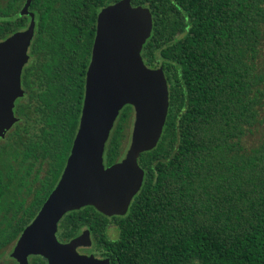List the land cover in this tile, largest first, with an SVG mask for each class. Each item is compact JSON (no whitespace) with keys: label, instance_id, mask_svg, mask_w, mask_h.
<instances>
[{"label":"trees","instance_id":"1","mask_svg":"<svg viewBox=\"0 0 264 264\" xmlns=\"http://www.w3.org/2000/svg\"><path fill=\"white\" fill-rule=\"evenodd\" d=\"M25 0L0 3V40L21 29ZM118 0H33L42 50L43 118L51 150L67 152L75 134L84 74L100 9ZM148 7L151 34L142 46L146 66L161 67L168 85V112L160 139L141 153L140 190L127 212L91 221L90 206L67 212L68 236L82 227L111 245V264H264V136L250 147L243 138L260 120L264 75L257 71L264 0H131ZM41 34V35H40ZM133 107L119 112L106 142V166L124 154ZM61 146V148H60ZM58 167L57 173L60 172ZM42 200L7 232L14 240ZM22 207L19 210L22 211ZM117 226L111 239L106 227Z\"/></svg>","mask_w":264,"mask_h":264},{"label":"water","instance_id":"2","mask_svg":"<svg viewBox=\"0 0 264 264\" xmlns=\"http://www.w3.org/2000/svg\"><path fill=\"white\" fill-rule=\"evenodd\" d=\"M32 0L19 15L29 14L27 29L0 41V130L20 94V75L33 36ZM152 30L148 7L118 0L100 9L85 74V92L70 154L62 174L37 214L23 229L12 251L18 264L27 255L48 253L47 264H108L79 254L76 247L89 243L88 230L67 243L56 238L57 224L67 212L92 206L106 216L124 215L140 190L144 171L141 153L157 145L168 112V85L161 67L145 65L141 50ZM133 107L128 146L111 165L103 162L106 142L120 110Z\"/></svg>","mask_w":264,"mask_h":264},{"label":"flooded vegetation","instance_id":"3","mask_svg":"<svg viewBox=\"0 0 264 264\" xmlns=\"http://www.w3.org/2000/svg\"><path fill=\"white\" fill-rule=\"evenodd\" d=\"M25 1L20 9L23 7ZM2 2H4V0H0V3ZM29 7L28 12L33 14L34 28L33 36L27 49V60L21 70L20 94L15 98L11 113L0 130V233L11 230L12 226L18 222L17 218L28 213L29 208H31V205H29L31 202L42 200L46 192L45 186L49 184L50 180L54 177H56V181L47 193V196L56 186L65 167L78 129L85 92V74L87 67L84 74V89L77 128L70 146L67 152L51 150L49 146L52 142L51 130L43 118L45 109L40 107L43 104V99H39L38 97V95L45 93V85L44 82L42 83V80H39L38 77L34 75V71H42L44 68L38 66V63L42 61L41 55L43 53L42 50L33 49V42L38 36L36 28L37 16L36 11L33 9L30 10ZM23 16L27 17L28 20L21 29L16 31L25 30L30 24L31 16L29 14H24ZM59 166H61V169L60 172L57 173ZM20 207H22V211L19 210ZM88 213L92 217L91 221H94L95 224L99 226L106 224V218L101 216L106 215L97 211L95 208L94 210H89ZM63 217L64 215L59 220L55 233L59 242L67 243L78 236L82 231L88 230L89 243L87 245L77 246L75 248L76 251L79 254L90 256L98 260L108 259V264H111V257L115 254L113 249H108L111 245H107L106 242L102 240L98 241L95 238V232L86 227H82L76 235L68 236L66 231L62 228L63 223H61V221ZM31 220L23 226L14 240L0 245V264H18L16 259L12 257V251L23 229ZM106 228L107 236L113 239L112 237L117 234V226L110 223ZM9 246L10 248L7 249ZM39 248L40 245H38L35 253H29L27 255L28 264L48 263V253L40 252Z\"/></svg>","mask_w":264,"mask_h":264},{"label":"rangeland","instance_id":"4","mask_svg":"<svg viewBox=\"0 0 264 264\" xmlns=\"http://www.w3.org/2000/svg\"><path fill=\"white\" fill-rule=\"evenodd\" d=\"M256 66H257V71L264 75V25L262 27V34H261V39H260L259 51H258V55L256 57ZM259 118H260L259 122L252 129H250L248 134L243 138L242 142L246 148H250V147L254 146L258 142V140L262 139V137L264 136V107H262L260 110V117ZM131 123H132V121H131ZM130 132H131V124L126 130V137L123 141V152H125V150L128 146L129 138H130ZM117 236H118V229H117V234L112 238L115 239V238H117ZM9 248H10V246L7 249H9Z\"/></svg>","mask_w":264,"mask_h":264}]
</instances>
